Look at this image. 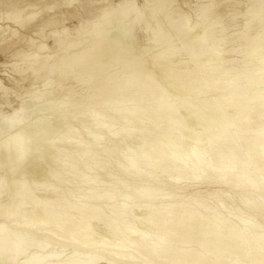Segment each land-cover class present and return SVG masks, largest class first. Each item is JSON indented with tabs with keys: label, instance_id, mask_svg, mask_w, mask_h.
<instances>
[{
	"label": "bare ground",
	"instance_id": "bare-ground-1",
	"mask_svg": "<svg viewBox=\"0 0 264 264\" xmlns=\"http://www.w3.org/2000/svg\"><path fill=\"white\" fill-rule=\"evenodd\" d=\"M18 1L19 0H0V9L6 8V9L12 10ZM244 1L246 3H250V6H251L248 9V11L245 12V14H243V13H241V11H239L240 7L243 5ZM127 2L129 3L130 1H127ZM131 2H132V0H131ZM170 6H172V5L165 3L164 0H158V2L155 4V7H154V13L150 16V22H149V20H147L151 26L150 27L147 26L148 28L146 30L148 31V34L152 37V40L154 43L153 48H151L152 52L150 54L151 55L150 57L153 58L152 67H150V68L145 67L144 60H142V58L139 56V53L137 52V50L132 45V43H133L132 40L135 37L134 34L136 31L133 23L122 22V23H119L115 28H113L111 30V32L108 35V38L107 37L106 38L101 37L97 40H91L90 43L87 44L86 46H84L83 48H81L79 50V52L62 53L60 56H57L56 59L52 62L48 61L50 58H48V60H45V59L37 60L35 62V63H37V67L36 68L31 67L33 72H34L33 74L35 75V77L32 80H30L31 85L35 86L37 84H42L43 87L46 88V87L52 85L53 82L57 83V82L65 81V80H73V81L80 82L81 84L82 83H89V84H91V86L93 84L94 86L96 85L95 88L100 91V95H93L91 97V100L93 102H95L97 105H101V106L105 105L103 103L105 101L104 100L105 95L106 96L111 95V94L114 95L115 92H117V93H115V95L121 94L122 97H124V95H126L127 97H130L133 101L136 102V105L138 104V102L141 104L143 102V100L141 98L142 97L141 93H145L148 90L147 95L148 96L150 95V98H152L151 96L153 94H155V91L157 88H159V85L162 87L164 94L168 93L167 90H169V89L173 90L174 92L175 91H182L183 89H185V90L188 89L190 91V94H191V92H192L191 88L192 87H194V86L199 87V86H201L202 83L208 85L209 82L211 83L210 84L211 86L213 84L214 86H217V87H219V86L226 87L225 91L218 92V93L216 92L214 94V96H212L208 99L204 98V100L199 99V100L195 101L194 98H190V99H192V101L194 100V102H191V103L189 102L190 104L189 103L182 104V102H179L180 99H178V97H176V96H175L176 97L175 100H174L175 97L173 99H169V98H171V97H169L171 95H169V96L167 95L169 97L168 98L169 100H167V96H166L167 102H166V100L164 102L173 104L174 108L177 107L180 110V111L176 110V113L174 112L175 114H178L177 120H179V119L188 120V122H191L190 124L195 123V124L200 126V129L198 128V131H196L197 132V134H196V132L192 131V129L190 128L191 125H189V130L191 129V131L193 133L195 132L194 134L199 136V138H200V136H202V134L207 135L209 132H212L211 129L213 127L217 129L215 132L213 131V133H211L212 135L210 134L211 136L208 134L209 135V141L207 140V143H209V145H203V144L201 145L200 143H202L203 138H202V140H200L201 142H198L197 141L198 137H197L195 140L199 144L194 143L195 142L194 141L193 143L196 144V146L193 148V150L190 149L192 152L189 151V153L196 155V157H199V156L201 157L202 155L203 156L204 155L212 156L213 160L216 158V157L214 158L215 154L217 156H219L220 158L217 161V163H220V168L218 169L219 172H217V174L214 173L216 176L212 177V176L208 175V173H206V172H210V170H211L210 164L211 163H209L208 160L201 159L200 157L198 158V160H196V162L194 160V162H193L194 164H188V163H190L189 160L187 161V163H185L186 162L185 159H184L185 162H183V164H182V161L181 162L179 161V163H181L182 167L189 166L190 168H188V170L189 169L191 170V168H193L194 171H196V169H199L202 166L204 167V169H205V167H207L206 168L207 171H205L204 175L200 174V176H199V173L197 175H198L199 179L203 178V179H206V181L208 179L210 181L209 183H215V184L216 183H219V184L222 183V184H226V185H228V187H232V188L241 187V190L248 191L249 193H255L256 189H258V190H260L259 192L261 193V190L264 191V126H262L261 129L256 130L255 137L247 136L243 140V142L236 141V136L231 132L230 127L237 128L238 133L245 132L244 130H242V127L240 125L241 119H242L244 114L246 116H252V117H249V119L247 121H251L253 123H256L261 118V120L264 122V0H197L196 4L193 5V7L191 9V11L195 14L196 18L193 17L194 16L193 14H192L193 15L192 16V15L186 13L185 11H183L184 9L182 10L181 8H178L177 6L176 7L174 6V8L172 10L171 9L169 10V8H172ZM18 7H19V5H18ZM129 11H130L129 9L125 8L122 13H124L123 15L126 16L129 14ZM226 13H228V14L234 13V14H236V16L240 15V17H241V14H243L244 18L249 17L250 19L248 18V20H246V22H244L245 23L243 25L244 30H241L239 33H236V34L233 33L234 35L233 34L231 35V33H229L230 35L227 34V31L229 29L228 26L230 24L227 26V24H225L226 21L224 22V19L227 17V16L225 17ZM34 18H35V15H30L28 21L33 20ZM236 19H238V18H236ZM255 22L258 23V27L255 30H253L252 26H253V23H255ZM53 23H55V21L53 18L50 17V18H46L44 20L43 24L44 25H51ZM164 25L169 26L168 30L164 29ZM216 31L218 33L222 34L219 38L215 36ZM229 43H234V44L236 43V44H238L239 47H242L245 50V53H246L247 57H249V60H250V62L247 63L249 65V67H247L248 70H246V72L240 73L241 72L240 71L238 73L237 69H236L237 71H235L233 69L236 73H232L231 71H230L231 73L228 72V70L230 68L229 65H231L230 62H232V61L230 59L228 60V58H226L227 56L224 57V54L228 55L233 50H235L233 48H232L233 50H230L231 47L229 46ZM227 46H229V47L227 48ZM178 53H186V55L189 58L188 59L189 62L190 63L192 62L193 63L192 65L196 66L195 68L198 69V73H196L193 68L189 69L190 67H187L188 69L186 71H178L177 72L176 70H174V68H173L174 65H173L169 68L167 67L168 74H170V77L173 80L167 81L165 84L161 85L160 81L162 83V80L159 77L158 73H159V71L162 70V67L164 65V63H163L164 61L162 60L163 62L161 61L162 62L161 63L160 61H158L159 58H157V57L162 56L163 54L164 55L168 54L174 58V57H176V55ZM143 57H145V56H143ZM254 58L255 59L257 58V62L255 60L256 64L253 65ZM166 62L168 63L169 61L167 60ZM215 71H216V73H215ZM156 75L158 76L157 77V79H159L158 81H157V79H155ZM200 75H202V76H200ZM199 76L202 77L201 79H199L200 82L203 81V82H201V84L199 81H198V83H196L194 81V80H197V78ZM244 79H251L252 84L250 86V89L247 91V93H244V99L240 100L239 98L237 99V94H238V92H240V90L238 88H240V87L235 86L234 84H228V83H229V81H233V82L240 81L241 82V80H244ZM259 86H261V87H259ZM49 89H51V87ZM189 91H187V92L189 93ZM138 93H140V95ZM161 93H162V90H161ZM194 93H196V92H194ZM35 94L37 96L41 95L40 90L36 91ZM240 94L241 93H239V95ZM158 96L160 97V94ZM119 97H120V95L117 96L118 99H119ZM156 98L159 99L158 97H156ZM111 99H112V97H111ZM121 99H125V98L120 97L119 100H121ZM145 99H147V98H145ZM67 100H70V99H67ZM115 100H113L112 102L109 100L111 103H114L113 104L114 107H116L115 106L116 102H114ZM156 100L154 102L159 103ZM147 101L148 100H146V102ZM253 101H257V102H254V104L252 105L251 102H253ZM126 102H128V99H126ZM164 102H162V104H164ZM117 103H119V102H117ZM120 103H121V101H120ZM122 103L124 105L125 102H122ZM178 103L182 104V105L180 104L181 107L179 106ZM70 105H71V103H70ZM70 105L68 103V106H70ZM125 105H126V103H125ZM129 105H131V104L128 103L127 106H129ZM154 105L157 106L156 104H154ZM173 105H172V107H173ZM131 106H129V107H131ZM168 106H169V104H168ZM201 106H203L204 108L207 109V114H209V116H211L210 118H212V117L215 118L217 116L216 119L219 118L218 122L217 121L216 122H213V121L209 122L210 118L207 120L208 117L206 118L207 121L205 119L203 120V118H202L203 121H201L200 117H198V112L200 109H202ZM248 106H249V108H248ZM105 107H107V106H105ZM142 107H144V104ZM142 107H138V108L142 109V111L140 110L141 112L140 111L139 112L141 113L140 115L143 116L142 117L143 119L141 118L140 115H138L140 117L136 116L138 118H141L138 122H141L142 120H143L142 121L143 123L147 122L146 119L148 120L149 117L154 116V115H157V117H158L157 118L155 116L157 119V120L155 119L156 121L154 120L155 122L151 121L152 122L151 124L154 123L152 125V127H149L152 130L153 129L155 130L156 127H158L159 125L165 124L164 121L165 120L167 121L168 119H166V118L170 115V114L168 115V111H169L168 109H167L168 111L165 109L164 112L163 111L159 112L158 111V110H160L159 108L157 110V108L151 109V108H147V107H144V108H142ZM118 108L120 109V107H118ZM132 108H133V106H132ZM132 108H129V110ZM138 108H134L136 110V112L139 110ZM161 108H162V106H161ZM246 108H248V109H246ZM134 109H132V110L134 111ZM143 109H144V112H143ZM202 110H204V109H202ZM133 111H131V112H133ZM173 111H174V109H173ZM177 111H178V113H177ZM112 112H114V111L112 110ZM125 112L126 111H124L125 115L124 116L122 115L123 117H120V119L122 118L121 120H123L124 122L126 121V134H127V132L130 131V127H129V124H127V120L130 117H133V116L135 117V115H137L138 113L133 112L134 114L132 113L133 116H131L132 114H129L130 112H128V113H125ZM142 113H143V115H142ZM106 115H108V114L106 113ZM57 116L61 117L60 115H57ZM114 116H115V114H114ZM115 118H117V117H115ZM138 118H137V120H138ZM152 118H150L148 121L152 120ZM164 118H165V120L162 121ZM213 118H212V120H213ZM129 120L131 122L134 120V118L129 119ZM135 120H136V118H135ZM135 120H134V122H135ZM174 120L175 119H173L172 121L174 122ZM17 121H19L18 118L12 117L11 119L7 120V122L5 121L6 123H4V124L5 125L14 124V123H17ZM161 121H162V123L163 122L164 123L161 124L160 123ZM214 121H215V119H214ZM52 122L49 121V119L41 120L36 124L34 129H31V128L28 129L27 128L28 130L22 131L21 135H17V136L15 135L12 137L11 141L15 142L16 144H19V145L24 140L28 141L27 148H25L26 151L24 150L25 152L23 151V149H20V148H19L18 154L13 152V148H12V152H9L8 151L9 148L7 149V146L2 147V143H1L0 144L1 145V147H0L1 170H3L4 173H9V172L14 173V172H12V170L16 169L20 166V160H19L20 158L19 157H24V158H22V159H24L23 163H21V164H23L24 170H26V173L28 172L29 174H32L33 177H36V179L37 178L41 179V178H44L45 176H46L45 178H47L49 176L48 170L52 171V170H55V168H56L55 171H58L57 169H59V167L57 168V166L54 167V165H50L52 163H55L54 161L57 162L59 160L56 158V155H55L58 153V152L56 153V150H54L55 151L54 155H55V158L57 160H54V157L53 158L51 157L53 155L52 150L55 148L52 149L50 147L52 150L49 148H44V149H48V150H45L44 153L42 152L43 154L36 155L37 154L36 152H38V150H41V149L43 150V148H41L43 143L46 145L48 142L47 140H50L53 138V137L50 138L48 136L49 135L52 136L53 134L57 133L56 132L57 130L54 128L56 125L53 122V124H54V126H53V124H51ZM59 122H61V121H59ZM83 122H84L83 124H85V125H89V123H90V121L87 119L84 120ZM142 122H141V124H142ZM170 122H168V123H170ZM175 122H177V121H175ZM182 123H184V122H182ZM56 124H58V123H56ZM151 124L149 122V125H151ZM188 124H186V125H188ZM195 124L193 125V127L195 126ZM59 125H60V123H59ZM85 125H84V127H85ZM136 125H138V123H136ZM145 125L147 126V123ZM145 125H142L144 127H141V126H139V127L135 126V127H138L137 130H141L142 128L146 127ZM165 125L169 126L170 124H165ZM176 125H179V124L176 123ZM132 126H134V124H132ZM179 126H181V125H179ZM173 127H169V130L167 129V132L165 129V128H167L166 126L164 127V129L162 128L163 130H165V132H163V134H164V135L162 134L163 136L161 135V141L160 142H159V139L157 137L149 136L151 134V130L148 127H146V128H148V130H149V132H148L149 135H145L146 133L145 134L142 133L143 134L142 136L145 135L144 137L149 141L148 143L151 144L150 148H154V152L153 151L152 152L155 153V156L157 155V159L155 157L156 162L153 161L154 163H157V165L155 164L156 166H159L160 163L163 161V159L165 160L166 157L169 158L168 156H170L171 153L175 154V152H176L178 154V155L176 154L178 157L179 156L178 151H180V155H181V150H180L181 147L176 146V141L174 142L175 145L173 144V140L176 138H174L172 136H174L177 132V130H176L177 127H175L174 125H173ZM195 127L193 129H195ZM210 127H212V128H210ZM159 128H161V127H158L157 129H159ZM1 129H3V128L1 127ZM162 129H159L160 132ZM65 130H66V128L62 129V132H60L59 134L57 133V136H60ZM102 131L103 130H101V132ZM186 131H188L187 128H186ZM137 132L139 133V131H137ZM143 132H147V130L145 131L143 129ZM182 132L184 133V130ZM131 133H134V132H131ZM183 133H182V135H183ZM10 135H12V134H10ZM128 135L131 136L130 132L126 136H128ZM179 135L180 134H178V137H179L178 139L182 140L180 138H183V137L181 135L180 136ZM206 135H203V137H205ZM102 136H101V138H102ZM133 136L137 137L138 135L135 136V134H134ZM133 136L129 137V139L132 138ZM142 136H141V138H143ZM146 136L147 137L149 136L148 137L149 139ZM176 136H177V134H176ZM171 137L174 138V139H171L172 143L168 141ZM199 138H198V140H199ZM129 139H128V142H129ZM137 139H139V138H137ZM146 139L143 141L146 142L147 141ZM178 139H177V141H178ZM184 139L182 141H184ZM187 139H188V137H187ZM92 141H93V139H92ZM49 142H51V141H49ZM170 143L172 145H174V147H177V148H175L176 150L178 148H179V150L175 151V149L173 147H170L171 146ZM180 143H181V141H180ZM180 143H178L179 146L182 145ZM214 143H219L220 146L221 145L222 146L218 150L214 149L213 148ZM109 144H111V143H109ZM186 144H189V142H185V145ZM194 144L191 143V145H194ZM6 145H7V143H6ZM183 145H184V143H183ZM8 146H10V142H9ZM113 147H114V145H113ZM185 147L182 151L187 149V147L186 148ZM210 147H212V148H210ZM97 148L101 149V147H98V146H97ZM127 148H129L128 145H126V150H127ZM132 148L134 150H136V148H134V147H131L130 148L131 150L128 149V151L130 150L131 155H132V152H131ZM171 148L174 149L173 150L174 152L171 150ZM98 149H97V152H99ZM102 150H103V148H102ZM245 150H246L247 154H249L248 159H244L245 158V153H244ZM75 151H76V153H74ZM80 152H81V150L78 153L77 150L74 149L73 150L74 154H72L73 157L72 156L71 157L73 159L77 160L78 157L75 158L76 156L74 157V155L79 154V158H80V155H81ZM186 152L184 151L182 153V155L184 153L186 155ZM34 153H36V154H34ZM71 153L69 154V156L71 155ZM107 153H110V151H107ZM130 153L128 152L129 158L131 157ZM135 154H137V153H135ZM152 154L149 153V155H152ZM83 155L85 156V154H83ZM86 155L87 156L91 155V152H90V154L88 153ZM231 155H237L238 159L234 160L233 162L230 161V163H229L230 165H228L229 161L227 163H226V161L229 159V157ZM126 156H127V154H126ZM189 156H191V155H189ZM71 157H70V159H71ZM138 157H140V156H138ZM153 157H154V154H153ZM126 158H128V157H126ZM48 159L52 160L50 164H49L50 161ZM60 159H62V157ZM134 159H136V158H134ZM134 159H131L127 163L126 167L123 170L124 174H126V175L131 174L133 176V174L131 172L133 169H136V164L134 163L135 162ZM208 159H209V157H208ZM25 160H29V162H25ZM68 160H69V158H68ZM104 160H106V159H104ZM192 160H193V158H192ZM223 160H225L223 162L224 164L222 163ZM165 161H167V160H165ZM63 162H64V160H63ZM66 162H67V160H66ZM77 162H81V159H79V161L77 160ZM82 162H83V160H82ZM25 163H27V164L25 165ZM86 163L88 164V162H86ZM86 163L85 164L83 163V164L87 166ZM179 163H177V164H179ZM147 164H148V162H147ZM49 165L54 167V168L52 170H50ZM122 165H121V167H122ZM254 165L258 166V168H259L258 171H261V173L260 172L257 173L252 169H248L249 166H253V168H254L255 167ZM59 166L61 167V165H59ZM64 166L67 167V164L66 165L64 164ZM90 166H89V170H91ZM72 167L74 168L73 165L70 168H72ZM146 167H147V165H146ZM182 167L181 168L178 167V169H175L177 176H178V173L188 174L190 172H191V174L194 173V175H192V176H195V173L198 171V170L196 172L190 171V170L188 171L187 167H186L185 169L188 171V173H187V171L185 169H183ZM217 167H219V166H217ZM234 167H239L240 169L242 168L245 170H244V172H242V175L238 174V175H234V176H229V172H232L233 170H231V169ZM61 168H63V167H61ZM68 168H69V165H68ZM68 168H67V170H68ZM70 168H69V171L71 170ZM102 168L105 171L106 168H109V167H106V168L102 167ZM63 169H66V168H63ZM63 169H62V171H63ZM138 169L139 168H137L136 173L140 174V173H138ZM148 169H150V168H148ZM256 169H257V167H256ZM234 170H236V169L234 168ZM14 171H16V170H14ZM64 171H66V170H64ZM76 171H78V170H76ZM214 171H215V169H214ZM140 172H142V170H140ZM79 173H80V171H79ZM105 174H107V172ZM191 174H188V175L190 176ZM55 175H57V174H55ZM55 175H53V176H55ZM10 176H12V175H10ZM20 176L21 175H19V177ZM29 176L31 177V175H29ZM21 177H23V176H21ZM62 177H63V175H62ZM87 177H86V179H88ZM52 178H53L52 180H55V179L58 180V177L55 179H54V177H52ZM195 178H197V176H195ZM19 179L21 180V178H19ZM19 179H17V180H19ZM50 179H51V177H50ZM2 180H1V182H2ZM20 180H19V182H20ZM22 180L24 181V179H22ZM32 180H33V178H32ZM95 180H97V178L92 180V181L95 182ZM117 180H119V179L117 178ZM46 181H47V179H46ZM86 181H88V180H86ZM97 181L95 183H97ZM206 181H204V182H206ZM108 182H109V180H108ZM112 182H114V181H112ZM118 182H121V181H118ZM9 183L11 184L12 182H9ZM29 183H30V181H29ZM88 183L90 184V182H88ZM38 184L39 183H37L36 185H38ZM40 184H42V183H40ZM50 184H52L51 180H50ZM81 184H82V182H81ZM91 184H94V183H91ZM112 184H114V183H112ZM115 184H116V181H115ZM121 184L123 186V182ZM127 184H129V183H127ZM32 185L34 186V182L32 183ZM36 185L34 186V189H35ZM46 185L44 182V185H41V186H46ZM85 185H86V183H85ZM108 186L110 187V184ZM48 187H50V186H48ZM38 188H40V187H38ZM52 188L53 187H50V189H52ZM31 189L27 185L20 184L19 186H17V190H16V194H15V196L17 198H15L14 195L11 196L14 198H11L10 197L11 194H10V192H8L10 194V195H8L10 198L8 197L6 200L3 199L5 201H4V203L1 202L0 207L8 209V211L10 210V212L13 213L14 212L13 210H16V209L22 207L23 204L25 205V202L28 201L29 198L27 195L24 197H27L28 199L24 198L23 193L24 192L30 193L31 191H33ZM10 190H12V189H10ZM40 190H41V188H40ZM42 190L44 192H46L45 188H42ZM59 190H61V189H59ZM107 190L109 192V189H107ZM51 191L53 193L56 192L55 190H54L55 192L53 190H50L49 192H51ZM85 191H87V190H85ZM263 191H262V193H263ZM70 192H72V191H70ZM108 192H105L104 198H94L95 196L94 197L92 196L93 198L92 197L86 198L88 200V203L84 204V205H82V203H80L83 206V208L80 207L79 214L77 213V209L74 207L76 209V211L73 208L74 209L73 213L75 211V213H77L79 215V217L74 215L75 213L73 214L72 212H70V213H72L74 215V217L70 216V215L67 216L68 211L65 210L66 207H64V211H66L67 214L65 216H63L65 214V212H63L64 214L62 215V212H61L62 208L60 205H59L60 207L58 206L59 209L58 208L52 209V207L50 208V206H49V204L53 205L52 202L56 201L57 198H54V199L53 198L52 199L37 198L38 194L36 193L37 195H35V198L31 197V199L33 198L32 201L31 202L29 201V204L24 206V207H26L27 211H30L33 214L35 213V215L32 217H29L30 215H28V217L23 216L24 218H26V221H27V218L28 219L31 218L30 220L33 221V225L30 227H27L26 229L23 228V226L21 225L20 228L25 229L24 231L27 230L28 236H29V234H32L33 236L30 235L29 237H32L35 242H36V240L34 237H36V236H34V234L37 236H40L41 240L42 239L47 240V242H49V243H53V244H57V245L63 244L67 248L72 247L73 248L72 250H74L73 251L74 255H76V253L78 254V252L79 253L81 252L83 254L88 253L87 255L86 254L84 255L85 258L82 256L84 259L81 257H80L81 259H79L77 256H75V257L70 256L71 258L68 259L69 261H67L64 264H264V225H262L260 223L256 227L255 226L253 227V225H252V227H250V225L248 223H250L251 221L253 222V220H254L251 215H249L247 217V219L244 222H242L243 223L242 225H241V223H239L240 224L239 225V224H237L238 221L237 222L234 221L235 218L232 217L233 220H231L232 219L231 217H230L231 219H229L228 216H226L223 213L218 212V213L210 214V213L215 211V208L217 206L216 207L214 206L215 208L211 207L213 204L210 202L207 204L208 201H206L205 199H198V198H189L188 199L187 198L190 201H194V203L197 205L198 209L192 208V207L186 208L188 206L187 205H186V207L184 206L183 200L174 201V202L172 201V203H169V204L157 202L156 205H154L152 207L149 205V208L147 209L146 208L147 206L135 204L136 202L135 203L133 202L132 205L134 204L135 206L133 205L131 207L129 200L130 201H131V199L134 200L133 198H131V199L130 198H124L123 200L121 199L122 200L121 203L116 204L115 203L116 201L113 203L111 201V198L109 197L110 194ZM73 193H74V191H73ZM79 193H81V192H79ZM2 194H3V192H2ZM39 194H41V193H39ZM82 194H84V193H82ZM56 195H58V194H56ZM116 195H119V194H116ZM6 196H7V194H6ZM42 196H44V195H42ZM100 197H102V196H100ZM107 197H109V198H107ZM80 198L82 199V197H80ZM80 198L78 200H80ZM155 198H157V197H155ZM31 199H29V200H31ZM83 199H85V198H83ZM113 199L116 200V198H114V197H113ZM167 199H169V198H167ZM187 199H186V201H187ZM217 200L219 202H221V203H219V206H222L224 208L225 205L222 202V200L221 199H217ZM217 200H214V201L216 202ZM240 200L245 206L247 205L249 208L253 209V211L256 214L255 217L257 216V214H261L260 213L261 210H264V199H262V201L259 202L261 199L258 201L256 199L252 198L251 200H254V201H252L253 203L251 202L250 198H240ZM118 201L119 200H117V202ZM149 201H152V200L149 199ZM12 203H13V206H12ZM55 203H58V202H55ZM65 203L68 204L67 202H65ZM65 203L62 204V202H61L62 206H64ZM56 205H58V204H55V206ZM73 205H75V201H74ZM70 206H71V204H70ZM222 207H220V208H222ZM26 210L22 209V212L23 211L25 212ZM201 210H202V212H201ZM203 210H204V214H203ZM221 210H223V209H221ZM2 211H3V209H2ZM237 211H238V209H237ZM10 212H7V214L9 215ZM222 212H224V210ZM225 212H228V210ZM16 213H14V214L19 215ZM18 213H19V211H18ZM31 213H29V214H31ZM229 213L232 214L231 211H229ZM236 213L237 212L233 213L230 216L236 217L237 216ZM7 214H6V216L3 214V216L8 217ZM12 215L10 213L11 217H13ZM15 215H14L13 219L18 217V216L16 217ZM20 215L22 217L21 212H20ZM23 217L21 219H23L24 222H26ZM17 219H19V217ZM136 219H138V220H136ZM239 219L240 218H237V220H239ZM2 220H4V219H2ZM7 220H9V218ZM18 222H20V220H18ZM31 222L29 221V223H31ZM16 224H17V222H16ZM20 224H22V223H20ZM20 224L17 226H20ZM11 225H14V224H11ZM27 226H29V225H27ZM6 227H5V224H3V223L0 224V236H1L0 237V259L5 256L6 261L11 264L12 262L14 263V261L16 260V257L18 256L19 253H21L22 251L24 252V250H28V249H27V245H25V243H26V242H24L25 240L23 241L20 238H16V240H14L15 242L10 241L13 243H11V245H9L10 243H8V242L10 240L9 239L10 236L7 235L6 232H4ZM24 227H26V226H24ZM146 230H149L150 233L153 232L155 237L152 236V238L154 237L152 240H147V238H146L147 236L145 234ZM100 231H103V233H104L103 236L101 234H99V233H101ZM11 232H12V230H11ZM151 235L152 234H150V235L148 234V236H150L149 238H151ZM12 239H14V238H12ZM31 241H33V240L31 239ZM188 242H190L191 246L186 247L189 245ZM192 243H194L195 245ZM7 244L9 246H7ZM196 244L199 245V246L198 245L197 246L200 247V250H201V248L203 249V252L198 253L199 249L197 250V248H196L197 252L193 253L194 251H192V249H194V248L192 246H196ZM38 246H40V245H38ZM47 247H46V245L41 246V251H40L41 253H34L33 255H31L29 257V259L27 260V263L28 264H39L41 262H44L46 259H49V264H60L58 261L59 260L58 258H59V256L61 257L62 255H59L57 253H55V254L53 253L52 255L49 254V255L45 256L46 254L45 255L43 254V252L46 250ZM191 247H192V249H191ZM230 255H235L234 257H236V258L229 259ZM231 257H233V256H231ZM236 260H238L239 262ZM46 263H47V261H46Z\"/></svg>",
	"mask_w": 264,
	"mask_h": 264
},
{
	"label": "rangeland",
	"instance_id": "rangeland-1",
	"mask_svg": "<svg viewBox=\"0 0 264 264\" xmlns=\"http://www.w3.org/2000/svg\"><path fill=\"white\" fill-rule=\"evenodd\" d=\"M127 1L131 2V0H19L16 3V5L13 7L12 10L6 9V8L0 9V144L2 143V147L7 146V149L9 148V150H8L9 152H12V148H13V152L18 154L19 148L23 149V151L25 150V148H27L28 141L24 140L19 145V144H16L15 142L11 141L12 137L15 135L16 136L21 135L22 131H24V130H28L30 128L34 129V127L36 126V124L39 121L47 120V119H49V121H51V122L53 121L54 124L57 126V127L55 126L54 128L57 130L56 132L58 134L60 132H62V129L66 128V130L60 136H57V133L53 134L52 136L49 135L48 137H50V138L53 137V138L50 140H47L48 142L46 145L43 143V145L41 147V148H43V150L40 148L41 150H38V152H36L37 154L34 153L36 155L43 154L45 150H48V149H44V148H49V149L55 148L53 150L51 149L53 151V153H52L53 155L55 153L54 150H56V153L58 152L57 154H55L56 158L59 159L57 162L54 161V160H57L55 158V155L51 156L52 158L54 157L53 161L55 163L50 164L52 161L51 160L52 158L50 160L49 159L48 160L50 161L49 162L50 165H54V167L57 166V168L59 167V169H57L58 171H55L56 168H55V170H52L54 167L49 165L50 170H52L53 172L48 170L49 176L47 178H45L46 177L45 176L44 178H41V179L37 178L36 179V177H33L32 174H29L28 172L26 173V170H24L23 164H21V163H23L24 159H22V158H24V157H19L20 158L19 159L20 160V166L16 169L12 170V172H14L15 174L11 173V172L4 173L3 170H1V166H0V204H1V202L4 203V201L9 197L8 195H10V194H11L10 197L12 195H14V197L17 198L15 196L17 186L22 184V185L29 186L30 189L32 188L31 190H33L30 193L24 192L23 197L27 195L28 198L31 199V197L35 198V195L38 194V197L36 196L37 198H44V199L57 198L56 201L52 202V204L54 206L49 204L50 208L52 207V209L53 208L59 209V207L61 206L62 215L64 214L63 212H65V214L63 216H65L68 213L67 216L70 215V216L74 217V215H76L79 217L78 214L80 212V207L83 208L82 205L88 203V200L86 198H91L92 196L93 197L95 196L94 198H104L105 192H108L107 189H109V192H108L110 194L109 197L111 198V201L113 203L116 201L115 202L116 204L121 203L124 198H130V199L133 198L134 200H132V199H131V201L129 200L131 207L134 205V204L132 205V203L136 202L135 204L147 206L146 208L148 209L149 205L152 207V206L156 205L157 202L169 204V203H172V201L174 202V201L183 200L184 206L185 207H186V205L188 206L186 208L192 207V208L198 209V207L194 203V201L188 200L189 198H198V199H205L206 201H208L207 204L209 202L212 203L213 205L211 204L212 205L211 207L217 206L216 207L217 209L214 207L215 211L210 213V214H214V213H218V212L223 213L226 216H228L229 219H231L232 217L235 218L236 220L234 219V221L235 222L238 221L237 224L241 223V225L243 224L242 222H244L247 219V217L249 215H251L254 220H253V222L251 221L252 223L251 222L248 223L250 225V227H252V225H253V227L254 226L256 227L260 223L262 225H264V219H263L264 218V210H261V212H260L261 214H257V216L255 217L256 214L253 211V209L249 208L246 205L248 207L247 208L240 200V198H250V200L253 198V199H256L258 201L261 199L259 201V202H261L262 199H264V191L263 190H261V193L259 192L260 190H258V189H256L255 193H249L248 191L241 190V187L232 188V187H228V185L222 184V183H220V184L219 183H216V184L215 183H209L210 181L208 179H207V181H206V179H203V178L199 179L198 175H197L198 173H199V176H200V174L204 175L205 171H207L206 170L207 167H205V169H204V167L202 166L199 169H196V171L198 170L197 172L194 171L193 168H191V170L189 169L190 171L196 172L195 176H197V178H195V176H192V175H194L193 172H192L193 174H191V172L188 173V171H189L188 168H190L189 166L182 167L181 163H179V161L180 162L182 161V164H183V162H185L184 161V159H185L186 160L185 163H187V161L189 160L190 163H188V164H194L193 163L194 160L196 162V160H198V158L200 157V156L196 157V155L189 153V151L193 150V148L196 146V144H194V143L201 142L200 140H202V138H203L204 141L202 140V143H200V144L201 145L202 144L203 145H209V143H207V140L209 141V135L211 133H213V131L215 132L217 129L214 127L213 128L210 127V128H212L211 129L212 132H209L208 133L209 135L208 134L207 135L202 134V136H200V138H199V136L195 135L194 133L196 131H198V128L200 129V126L194 123L196 127L194 126L195 129H193L194 124H190L191 122H188V120H181V119L177 120L178 114H175V113H176V110H178V111H180V110L177 107L174 108L173 104L166 103L167 100L173 99L176 96V97H178V99H180L179 102H182V104H187L189 102L190 103L194 102V100L195 101L199 100V99L204 100V98L208 99V98L214 96V94L216 92L218 93V92L225 91L226 87H221V86L217 87V86H214L213 84L211 86L210 82L208 83V85L204 84V83L201 84V82H203V81H201V82L199 81V79L202 78V77H200L202 75H200L197 78V80H194V81L196 83H198V81H199L201 86L192 87L191 88L192 89L191 94H190V91L188 89L187 90L183 89L182 91H175V92L173 90L169 89V90H167L168 93L164 94L162 87L159 85V88L160 87L161 88L156 89L155 94H153L151 96L152 98H150V95L149 96L147 95L148 90L145 93H141L142 94L141 98L143 100V102L141 104L138 102V104L136 105V102L133 101L130 97H127L126 95H124V97H122L121 94H116L117 96L120 95L121 98H125V99L119 100L120 97L118 99L117 96L115 95V93H117V92H115L114 95L111 94L112 96L111 95H108V96L105 95V98H104L105 101L103 102L105 105L101 106V105H97L95 102H93L91 100V97L93 95H100V91L98 89H96L95 88L96 85L94 86L93 84L91 86V84H89V83H82L81 84L80 82H77V81L65 80V81H61V82H57V83L53 82L52 85L48 86L49 88L51 87V89H49L48 87H46V88L43 87L42 84H37L35 86L31 85L30 80H32L35 77V75L33 74L34 72H33L32 68L37 67V63H35L37 60H43V59L48 60V58H50L48 61L52 62L56 59L57 56H60L62 53L79 52V50L81 48H83L84 46H86L87 44H89L91 40H97L101 37H103V38L107 37L108 38V35L111 32V30L113 28H115L119 23H122V22L133 23L136 31L134 34L135 37L132 40V42H133L132 45L134 46V48L139 53V56L142 58V60H144L145 67L146 68L152 67L153 58L150 57L151 56L150 54L152 52L151 48H153L154 43H153L152 37L148 34V31L146 29L151 26L147 20H149V22H150V16L154 13V7H155V4L158 2V0H132L131 3L130 2L128 3ZM164 1L167 4L172 5V6H170L172 8H169V10L170 9L172 10L174 8V6L175 7L177 6L178 8H181L182 10L184 9L183 11H185L186 13H188L190 15L193 14L194 16L193 15L192 16L194 18H196L195 14L191 11V9H192L193 5L196 4L197 0L196 1L195 0H179V1L178 0H164ZM18 5H19V7H18ZM250 7H251L250 3H246L244 1L243 5L240 7L239 11H241V13L245 14V12L248 11V9ZM125 8L130 10L129 14L126 16L123 15L124 13H122ZM243 14H241V17H240V15L236 16V14H234V13H230V14L226 13L225 14V17L226 16L227 17L224 19V22L226 21L225 24H227V26L230 24L228 26L229 29L227 31V34L231 33V35H232L233 33L236 34V33H239L241 30H244V27H243V25L245 24L244 22H246V20H248L249 17L244 18ZM30 15H35V18L33 20L28 21ZM50 17L54 19L55 23H53L51 25H44L43 24L44 20L46 18H50ZM236 18H238V19H236ZM168 27H169L168 25L167 26L164 25L165 30H168ZM252 27H253V30H255L258 27V23H256V22L253 23ZM221 35L222 34H220L216 31V33H215L216 37L219 38ZM229 46L231 47L230 50H233V49H235V50H233L234 52L232 51L228 55L224 54V57L227 56L226 58H228V60L230 59L232 61V62H230L231 65H229L230 68H229L228 72L229 73H231V72L236 73L235 71H237V70H238L237 71L238 73L240 71H241L240 73L246 72V70H248L247 67H249V65L247 63H249L250 60H249V57H247L245 50L242 47H239L238 44H236V43L235 44L229 43ZM229 46H227V48ZM143 56H145V57H143ZM157 58H159L158 61H160V62L162 60L164 61V62L162 61L164 63L162 70L159 71V73H158L159 77L162 80V83L160 81L161 85L165 84L167 81L173 80L167 71V67L169 68L173 65H174V67H173L174 70H176L177 72L178 71H186L188 69L187 67H190L189 69L193 68L195 70V72L198 73V69L195 68L196 67L195 65L194 66L192 65L193 64L192 62L191 63L189 62V60H188L189 58L186 55V53H178L176 55V57H174V58L171 55H168V54L164 55L163 54L162 56H158ZM167 60L169 61L168 63L166 62ZM255 60L257 62V58L256 59L254 58L253 65L256 64ZM215 73H216V71H215ZM157 77L158 76L156 75L155 79H157ZM158 80L159 79H157V81ZM251 82H252L251 79H244V80H241V82L240 81H237V82L229 81L228 84H234L235 86L240 87V88H238L240 90V92H238V94H237V99L239 98L240 100H243L244 99V93H247V91L250 89V86L252 84ZM259 87H261V86H259ZM38 90H40L41 95L37 96L35 94V92ZM161 90H162V93H161ZM187 91H189V93ZM194 92H196V93H194ZM239 93H241V94L239 95ZM138 94L140 95V93H138ZM159 94H160V97L158 96ZM167 95L168 96L171 95V96H169L171 98H169ZM166 96H167V100H166ZM111 97L113 100L116 99L114 101V102H116L115 103L116 107H114V105H113L114 103H111L113 101L111 99ZM156 97H158L159 99H157ZM176 97L174 98V100L176 99ZM145 98H147V99H145ZM190 98H194V100L192 101V99H190ZM67 99H70V100H67ZM108 99L110 101L111 100L112 101L110 102ZM126 99H128V102H126ZM146 100H148V101L146 102ZM155 100L158 101L159 103L154 102ZM165 100H166V102H164ZM120 101H121V103H120ZM117 102H119V103H117ZM122 102H125L126 105L124 103V105H125L124 106ZM162 102H164V104H162ZM254 102H257V101H253V102H251V104L253 105ZM68 103H69V105L71 103V105H70L71 107L68 106ZM128 103H130L133 106V108L131 105H129L131 107L127 106ZM153 103L156 104L158 107L155 106ZM143 104H144V107H147V108H151V109L157 108V110L159 108L160 109V110H158L159 112H161V111L164 112L165 109L169 110V111L168 110L167 111H168V115L169 114L170 115L166 119H168L167 120L168 122H170V121L171 122L168 123L165 120V118L162 121L165 120L164 121L165 124H170V125L169 126L165 125V124H163L164 122L162 123V121H161L160 123L163 125H159L158 127H161L159 129H162V128L164 129V127L166 126L167 128H165V129L167 132V129L169 130V127H173V125L175 127H177V129L175 128L178 132V133L176 132L177 136H176V134L174 136H172L176 139L171 137L168 141L172 143L171 139H174L173 140L174 145H175L174 142L176 141V146L181 147L180 148L181 155H180V151H178L179 148L176 150L175 148H177V147H174V145H172L170 143V145H171L170 147H173L175 149V151H178L179 156L177 157L178 154L176 152H175V154L171 153L170 156H168L169 158H167V157L165 158V160H167V161H165L163 159V161H162L163 163L161 162L163 165L160 163L161 166L159 164H158L159 166H156L157 163H154V162H156L157 155L155 156V153H153L154 148H150L151 144L148 143L149 141L144 137L145 135H149L148 128L152 127V125L154 124V123L151 124L152 123L151 121L155 122L157 120L156 119L157 115L149 117V119L153 117L152 120H150V121H148L149 119L148 120L146 119L147 122L143 123L142 122L143 120H142L141 121L142 124H141V122H138L143 117L140 115L141 114L140 112L142 111V109L138 108V107H142ZM168 104H169V106H168ZM178 104L181 107L182 104L181 103H178ZM172 105H173V107H172ZM105 106H107V107H105ZM161 106H162V108H161ZM118 107H120V109ZM144 107H142V108H144ZM201 107L205 111L200 109L198 112V117H200L201 121H203L204 119L206 120L207 117H208L207 118V120H208L211 116H209V114H207L206 108H204L203 106H201ZM129 108H132V109L138 108L139 110L137 109L138 111L136 112L135 109L133 111L132 109L129 110ZM248 108H249V106H248ZM248 108H246V109H248ZM173 109H174V111H173ZM112 110L114 112H112ZM124 111H126L125 113L130 112L129 114H132L133 112L138 113L137 115H135V117L133 116V114H134L133 113L131 115L133 117H130L129 119L134 118V120H135V118H136V120H137V118L141 116V118H138L137 121L135 120V122L138 123V125H136L134 120L131 121L132 123L130 122L129 119H128L129 121L127 120V124H129V127H130V131H129L130 135L131 136H133L134 134H135V136L138 135L137 137L133 136L132 138H130L131 140L129 139V137H131V136H129V135L126 136L127 134H129V132H127V134H126V121L124 122L123 120H121L122 118L120 119V117H123L125 115ZM131 111H133V112H131ZM178 111H177V113H178ZM143 112H144V109H143ZM106 113L108 115H106ZM114 114H115V116H114ZM57 115H60L61 117H58ZM138 115H140V116H138ZM142 115H143V113H142ZM136 116H138V117H136ZM12 117L18 118L19 121H17V123H14V124L5 125L4 123H6L7 120L11 119ZM115 117H117V118H115ZM249 117H252V116H246L244 114L242 119H241V122H240L242 130H244L245 132L238 133L237 128L230 127L231 132L236 136V141L243 142V140L247 136L255 137L256 130L261 129L262 126H264V122L261 120V118L256 123H253L251 121H247L249 119ZM202 118H203V120H202ZM212 118H210L211 120L209 119V122H212V121L218 122L219 118L216 119L217 116L215 118H213V120H212ZM86 119L90 121L89 125L83 124L84 123L83 121ZM173 119H175L174 122L172 121ZM214 119H215V121H214ZM59 121H61V122H59ZM175 121H177V122H175ZM53 122L51 124H53ZM149 122L151 125H149ZM182 122H184V123H182ZM56 123H58V124H56ZM59 123H60V125H59ZM146 123H147V126L145 125ZM176 123L181 125V126L176 125ZM54 124H53V126H54ZM132 124H134V126H132ZM186 124H188V125H186ZM84 125H85V127H84ZM142 125H145L148 128L145 127V128H142L141 130H137V128L139 126L144 127ZM189 125L192 126V127L190 126V128L192 129V131H195L194 133L191 131V129L189 130ZM135 126H138V127H135ZM1 127L3 129H1ZM158 127H156V129ZM186 128L190 133L188 131H186ZM143 129L145 131L147 130V132H143ZM149 129L151 130V134L149 136L157 137L159 139V142H160L161 141V135L163 134V132H165V130L162 129L160 132L159 129H157V130L155 129L156 131L154 129L152 130L151 128H149ZM101 130H103V131L101 132ZM183 130H184V133L182 132ZM137 131H139V133ZM131 132H134V133H131ZM181 132L183 133V135ZM142 133H144V134L146 133V134L144 136H142L143 135ZM10 134H12V135H10ZM178 134H180L183 137L180 139L183 140L185 138L184 141L178 139L179 138ZM196 134H197V132H196ZM203 135H206L207 137L206 136L203 137ZM101 136H102V138H101ZM141 136L143 138H141ZM187 137H188V139H187ZM197 137L199 138V140ZM137 138H139V139H137ZM196 138H197L198 142H196V140H195ZM92 139L94 142L92 141ZM128 139H129V142H128ZM145 139L147 140L146 142L143 141ZM177 139H178V141H177ZM49 141H51V142H49ZM180 141H181V143H180ZM9 142H10V146H8ZM182 142L184 143V145H185V142H189V144L185 145L188 149V150L187 149L184 150L185 152L186 151L188 152V153L186 152V155H185V153L182 155V153L184 152L182 150L185 147ZM6 143H7V145H6ZM109 143H111V144H109ZM178 143H180L182 145L179 146ZM191 143L194 145H191ZM113 145H114V147H113ZM126 145H128V147H129V148H127V150H126ZM213 145H214L213 148L217 149V150L220 149V147L222 146V145L220 146L219 143H214ZM97 146L101 147V149L100 148L98 149ZM130 146L136 148V150H134L132 148V151H131L132 155L130 153V150H131ZM0 147H1V145H0ZM102 148H103V150H102ZM173 148H171L172 151L174 150ZM210 148H212V147H210ZM72 149L77 150L78 153L81 150L80 158H79V154H77L78 156L74 155V157L76 156L75 158L78 157V159H77L78 161H79V159H81V162H77L76 159L72 158L73 157L72 154L76 153V151L73 153ZM97 149L99 152H97ZM128 149H130V150L128 151ZM107 151H110V153H107ZM90 152H91V155L87 156L86 154H88V153L90 154ZM128 152L130 153V156H131L130 158L128 156L129 155ZM151 152L154 154V157H153V154ZM70 153H71V155L69 156ZM135 153H137V154H135ZM149 153L152 155H149ZM244 153H245L244 159H248L249 154H247L246 150ZM83 154H85V156ZM126 154H127V156H126ZM189 155H191L192 157ZM138 156H140V157H138ZM231 156L226 161V163L229 161L228 165H230L229 164L230 161L233 162L234 160L238 159L237 155H231ZM61 157H62V159H60ZM70 157H71V159H70ZM126 157H128L129 159ZM155 157H156V159H155ZM208 157H209V159H208ZM68 158L70 161L68 160ZM134 158H136V159H134ZM192 158H193V160H192ZM200 158L208 160V162L212 164V165L210 164V166H211L210 167L211 170L209 169L210 172H206V173H208V175H210L212 177L216 176L215 174H217V172H219L218 169L220 168V163H217V161L219 160L220 157L215 154L214 160L212 159V156H207V155H204V156L202 155ZM104 159H106V160H104ZM131 159H134V161H135L134 163L136 164V169H133L131 172L133 174V176L131 174L126 175L123 173L124 168L126 167L127 163ZM63 160H64V162H63ZM66 160H67V162H66ZM82 160H83V162H82ZM224 161L225 160H223L222 163ZM25 162H29V160H25ZM86 162H88V164ZM147 162H148V164H147ZM83 163L84 164L86 163L87 166L84 165ZM177 163H179L180 165ZM26 164L27 163H25V165ZM64 164L65 165L67 164V167L64 166ZM59 165H61V167L66 168V169L61 168ZM68 165H69V168L72 165L74 166V168L73 167L70 168L71 170L69 171ZM121 165H122V167H121ZM146 165H147V167H146ZM89 166H90L91 170H89ZM180 166L183 169H185L187 167L188 171L186 169L185 170L187 171L188 174H191L190 175L191 177L185 173H178V176H177L175 169H178V167L181 168ZM217 166H219V167H217ZM254 166H255L254 167L255 169L257 167L256 170L253 168V166H249L248 169H252L257 173H259V172L261 173V171H258V169H259L258 166L257 165H254ZM102 167H105V168L109 167V168H106V170L104 171ZM67 168H68V170H67ZM137 168H139L138 173H140V174L136 173ZM148 168H150V169H148ZM234 168L236 170H234ZM234 168L231 169V170H233L232 172H229V176H234V175H238V174L242 175V172H244V170H245L242 168L240 169L239 167H234ZM62 169H63V171L64 170H66V171L63 172ZM214 169H215V171H214ZM14 170H16V171H14ZM76 170H78V171H76ZM140 170H142L143 173L140 172ZM79 171H80V173H79ZM106 172H107V174H105ZM55 174H57V175H55ZM61 174L63 175V177ZM10 175H12V176H10ZM19 175L23 176L24 178L21 176L19 177ZM29 175H31V177ZM53 175H55L56 177ZM50 177H51V179H50ZM52 177H54V179L58 177V180L57 179L52 180L53 179ZM86 177L88 179H86ZM95 177L98 180V181L95 180V182L97 181L98 184L95 183L94 181H92V180L96 179ZM19 178H21V180L24 179V181L23 180L21 181ZM32 178H33V180H32ZM117 178L119 180H117ZM17 179H19L20 182ZM46 179H47V181H46ZM202 179L206 182H204ZM1 180H2V182H1ZM50 180H51V183L53 185L50 184ZM86 180H88V181H86ZM108 180H109V182H108ZM29 181L31 184L29 183ZM43 181L45 182V185L47 184L46 186H41V185H44ZM112 181H114V182H112ZM115 181H116V184H115ZM118 181H121V182H118ZM9 182H12V183L10 184ZM33 182H34V186L37 183H39L38 185H36L35 189H34V186L32 185ZM81 182H82V184H81ZM84 182L86 183V185ZM88 182H90V184ZM122 182H123V186L121 184ZM40 183H42V184H40ZM91 183H94V184H91ZM108 183L110 184V187L108 186L109 185ZM112 183H114V184H112ZM127 183H129V184H127ZM48 186L53 187V188L50 189V187H48ZM38 187H40L41 190ZM47 187L50 190H53V191L55 190L57 193L55 191L54 192L58 195H56L52 191H51L52 193L49 192L50 190ZM42 188H45L46 192H44L43 191L44 189L42 190ZM10 189H12L13 191ZM59 189H61V190H59ZM84 189L87 191H85ZM70 191H72V192H70ZM73 191H74V193H73ZM262 191H263V193H262ZM2 192H3V194H2ZM8 192H10V194ZM79 192H81V193H79ZM39 193H41V194H39ZM82 193H84V194H82ZM6 194H7V196H6ZM116 194H119V195H116ZM42 195H44L45 197ZM100 196H102V197H100ZM14 197H11V198H14ZM80 197H82V199ZM109 197H107V198H109ZM113 197L116 198V200L113 199ZM155 197H157L158 199ZM24 198H27V197H24ZM79 198H80V200H78ZM83 198H85V199H83ZM167 198H169V199H167ZM3 199H5V200H3ZM29 199H28V201L25 202V205L29 204V201L30 202L32 201V199L31 200H29ZM149 199L152 201H149ZM186 199H187V201H186ZM217 199L222 200V202L225 205L224 208L222 206H219V203H221V202H219ZM117 200H119V201L117 202ZM214 200H217V201L215 202ZM60 201L62 202V204L67 202L69 205L65 203V205L62 206ZM74 201H75V205H73ZM252 201H254V200H251V202ZM55 202H58V203H55ZM80 203H82V205ZM55 204H58V205H56L57 207L55 206ZM70 204H71V206H70ZM25 205L23 204L22 207H20L16 210H13L14 211L13 213L10 212V210L8 211V209L0 207L1 208L0 209V213H1L0 214V224L3 223V224H5V227L7 226L6 229L4 230V232H6V234L10 236L9 237L10 240L8 239L9 240L8 243H10L9 245H11V243H13L10 241H14V240H16V238H20L23 241L25 240L24 242H26L25 245H27V249H28V250H24V252L22 251L21 253H19L18 256L16 257V260L14 261V263L12 262L11 264H28L27 260L29 259V257L31 255H33L34 253H41L40 252L41 246H43V245L44 246L46 245V247L47 246L49 247V248L47 247L46 250L43 252L44 255L46 254L45 256H47L49 254L52 255L53 253L54 254L57 253V254L63 256V257L59 256V258H58L59 259L58 261L60 264L66 263L67 261H69L68 259H70L71 257L77 256L79 259H81L84 257L85 254L86 255L88 254L85 252H84L85 254L78 252V254L76 253V255H74V253H73L74 250H72L73 249L72 247L67 248L63 244L57 245V244L49 243V242H47V240H43V239L41 240L40 236H37L34 234V236L37 237V238L34 237L36 240V242H35L32 237H29L32 234H29V236H28V231L27 230L24 231L27 227H30L33 225V221L30 220L31 218L30 219L27 218V221H26V218H24L23 216L28 217V215H30L29 217H32L35 215V213L33 214L30 211H27L26 207H24ZM12 206H13V203H12ZM64 207H66L65 210L68 211L67 213H66V211H64ZM74 207L77 209L78 214L75 213L76 209ZM220 207H222V208H220ZM67 208L69 210L71 209L72 211L71 210L69 211ZM73 208L75 209V211H74L75 214L73 213V210H74ZM2 209H3V211H2ZM22 209L26 210V211L22 212ZM221 209H223L224 212L228 210V212L224 213V212H222L223 210H221ZM237 209H238V211H237ZM18 211H19V213H18ZM229 211H231L232 214L237 212L236 213L237 216L236 217L230 216L232 214H230ZM7 212H10L11 215L13 214L12 215L13 217L10 216V213L8 215ZM20 212L22 214V217L25 219V221L27 223L24 222L23 219H21L22 217L20 215ZM70 212H72L74 215ZM201 212H202V210H201ZM14 213L19 214V215H15ZM29 213H31V214H29ZM3 214L5 216L7 214L8 217H4ZM203 214H204V210H203ZM14 215L16 217L18 216L19 219H17L18 217L13 219ZM8 218H9V220H7ZM233 218L231 220H233ZM237 218H240L241 220L239 219L240 220L239 221V220H237ZM2 219H4V220H2ZM18 220H20V222H18ZM136 220H138V219H136ZM29 221L30 222L32 221L31 222L32 224L29 223ZM16 222H17V224H16ZM20 223H22V224H20ZM11 224H14V225L16 224V225L14 226ZM19 224H20V226H17ZM21 225L25 229H21L20 228ZM27 225H29V226H27ZM24 226H26V227H24ZM11 230H12V232H11ZM100 232L101 233H99V234H101L103 236L104 235L103 231H100ZM146 232L149 235L152 234L151 238H149L150 236H148V234ZM145 234L147 236L146 237L147 240H152L155 237L153 232L150 233L149 230H146ZM152 236H154V237L152 238ZM12 238H14V239H12ZM31 239L33 241H31ZM188 244H187L188 246H186V247L191 246L190 242H188ZM192 244H194V243H192ZM9 245L7 244V246H9ZM38 245H40V246H38ZM197 245L198 244H196V246ZM196 246H192L194 249H192V247H191L192 251H194L193 253H196L198 249H199L198 253L203 252V249L201 248V250H200V247H198L199 245L197 247ZM196 248H197V250H196ZM231 256H233V257H231ZM234 256L235 255H230V257L229 256L228 257H229V259L236 258ZM46 261H47V263H46ZM236 261H238V260H236ZM44 263L49 264V259H46L44 262H41L39 264H44ZM0 264H10V263H8L6 261V257L4 256L3 258L0 259Z\"/></svg>",
	"mask_w": 264,
	"mask_h": 264
}]
</instances>
